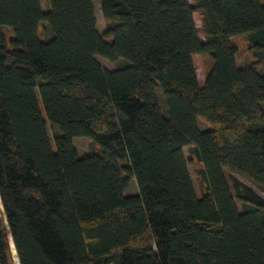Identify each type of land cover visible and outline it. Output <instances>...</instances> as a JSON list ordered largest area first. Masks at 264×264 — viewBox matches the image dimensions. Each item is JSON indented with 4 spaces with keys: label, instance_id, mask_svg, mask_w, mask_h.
<instances>
[{
    "label": "trees",
    "instance_id": "trees-1",
    "mask_svg": "<svg viewBox=\"0 0 264 264\" xmlns=\"http://www.w3.org/2000/svg\"><path fill=\"white\" fill-rule=\"evenodd\" d=\"M93 1L0 0V264H264V0Z\"/></svg>",
    "mask_w": 264,
    "mask_h": 264
},
{
    "label": "rangeland",
    "instance_id": "rangeland-1",
    "mask_svg": "<svg viewBox=\"0 0 264 264\" xmlns=\"http://www.w3.org/2000/svg\"><path fill=\"white\" fill-rule=\"evenodd\" d=\"M190 1H193V0H190ZM40 2H41L43 10H47L49 7L48 0H40ZM93 3L95 6V11H96L97 28L100 32H103V30L105 28V22L106 21L103 17L102 11H101L100 0H94ZM193 19H194V23L200 28L201 22H200L198 12H194ZM3 30H4L7 38H9L13 34V28L10 26H4ZM198 34L201 37H204L201 29L198 31ZM37 36L43 41H47L49 39V37L51 36V29L45 22L40 23L38 31H37ZM235 41L241 45L242 49L244 50L245 56L247 57L248 56L247 55V43H248L247 38L244 35H241V36H238V39H235ZM96 58L99 61V63L108 70L115 69L118 66L123 64V60H121V59H118L116 61H111V60H109L105 57H102L100 55H96ZM193 60H194V65L196 68L199 83L202 84L203 80H204L205 72L207 71L208 67L210 66L211 61H210L208 55H202L199 53L193 54ZM158 97H159L160 103L162 104V107H164L165 102H164L163 95L161 93H158ZM39 105H40L42 115L44 117H46L40 101H39ZM262 107L264 108V102L262 103ZM46 121H47L48 132H49V135L51 138V145L54 148L55 146H54V142H53L52 138L56 134H58L59 131L55 125L50 123L47 119H46ZM197 123H198V126L201 130L206 129L209 126V123L204 118H201V117L198 118ZM73 143L75 144L77 151H78V154L80 156H82L84 154H88V153L100 154V152H101L100 146L94 140L90 139L88 136H75L73 138ZM189 149H190L189 145H185L183 147L185 157L188 161V169H189V172L191 175V179H192L196 194L200 196L202 194V191H203L202 186H201L200 175H199V170L201 168V164L191 154ZM118 161H119L120 165L126 164V162L123 159H119ZM224 172H225L227 179H228V182L231 186H232L231 177L235 176L240 181H242L243 183L250 186L259 195L264 197V191L260 187H258L255 183H253L251 180H249L248 178H246L245 176L240 174L239 172L231 170L227 167L224 168ZM137 192H138V188H137L136 181L134 178H131L129 185H128L127 189L125 190V194H134ZM237 205L240 207L239 203H237ZM10 250H11L12 264H18L16 251L13 248L12 244H11Z\"/></svg>",
    "mask_w": 264,
    "mask_h": 264
}]
</instances>
